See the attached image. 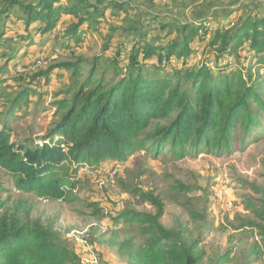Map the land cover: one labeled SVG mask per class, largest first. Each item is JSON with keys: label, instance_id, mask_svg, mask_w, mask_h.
Wrapping results in <instances>:
<instances>
[{"label": "trees", "instance_id": "1", "mask_svg": "<svg viewBox=\"0 0 264 264\" xmlns=\"http://www.w3.org/2000/svg\"><path fill=\"white\" fill-rule=\"evenodd\" d=\"M132 1L1 3L3 22L10 20V25L5 27L2 22L0 47L8 36L10 41H18L21 48L16 53L21 52L23 58L30 47H37L34 51L38 55L50 39L60 35L63 46L73 53L78 50L84 31L92 25H102L111 14L139 24L123 29L126 34L136 35L127 47L120 48L127 55V63L113 82H106L103 76L95 77V59L84 75L83 67L88 62L74 54L73 58L42 70L45 61L36 55L14 72L21 82L30 80V76L32 81H48L55 67L70 71L65 90L70 95L52 103L57 119L40 142L10 141L7 124L0 123V168L11 176L18 190L49 200H67L75 188L74 174L80 165H98L106 159L118 161L136 148L162 153L168 146V151L178 157L185 153L221 154L250 141L260 126L264 111V77L259 79L264 74V0L262 11H242L235 21L228 19V14L211 16L210 21H170L158 12L144 20L137 15L148 13L146 8L151 0L135 1L140 5H133ZM141 6L145 8L143 13ZM130 11L136 13L134 17L128 15ZM220 18L226 21L221 22ZM144 22L158 25L161 36L145 40ZM118 52L115 49L114 53ZM14 53L0 52V56H5L0 72L4 65L14 61ZM194 53H201L204 60L187 66ZM173 59L182 64V68L173 70V77L144 74L147 63L156 66V70ZM32 93L35 92L28 84L13 94L8 114L22 101L27 102ZM69 170L73 173L68 174ZM249 186L258 196H248L243 201L246 214L237 218L235 230L254 233L250 252L264 260V188ZM179 190L189 188L179 186ZM134 193L154 211L123 208L112 217L115 223L136 224L144 236L141 245L124 243L127 264H200L205 251L199 247L200 239L192 237V230L183 224L168 228L160 223L164 213L160 195L140 188L134 189ZM186 202L189 215L202 219L191 209L189 198ZM89 205L96 219L104 217L97 204ZM229 256L227 251L213 264H227ZM0 264H80V258L51 228L32 218L28 209H2L0 204Z\"/></svg>", "mask_w": 264, "mask_h": 264}, {"label": "rangeland", "instance_id": "2", "mask_svg": "<svg viewBox=\"0 0 264 264\" xmlns=\"http://www.w3.org/2000/svg\"><path fill=\"white\" fill-rule=\"evenodd\" d=\"M135 1L139 0L132 1L133 5L139 4ZM2 2L0 0V5ZM142 8L141 13L144 12ZM146 10V15L137 16L147 20L151 13L158 12L170 21H210L211 16L228 14L227 18L235 21L242 11H262V5L261 0H151ZM12 12H16V9ZM135 14L134 11L128 12L132 17ZM118 16L111 14L102 25L88 27L78 50L73 53L63 46L60 35L50 39L38 55L34 51L37 47H30L23 58L21 52L16 53L21 48L17 46L18 41L11 40L12 43L10 37L5 36L8 40L0 47V52L5 55L15 52L14 61L4 65L0 72V123L7 124L10 141L26 144L40 142L57 119L52 103L70 95L65 93L70 82L69 70L55 67L48 81L45 78L32 81L30 76V80L21 82L16 80L18 77L14 72L20 71L21 64L36 55L45 61L40 68L42 70L67 61L74 54L88 62L83 67L84 75L91 67L90 62L95 59V77L103 76L106 82H113L127 63V55H123L120 48L124 45L127 47L136 35V32L126 34L123 29L139 26ZM3 20L4 15L0 14V27L5 24ZM218 20L225 22L226 18ZM8 22L10 20L5 27L10 25ZM143 24V30H147L145 40L161 36L158 25ZM137 40L140 41V38ZM115 49L119 51L118 54L114 53ZM3 56H0V62L5 60ZM202 56L201 53H194L187 66L198 65L204 60ZM179 62L173 59L156 70V66L147 63L143 71L148 77H173V70L182 68ZM28 84L35 93L29 95L27 102L22 101L20 106L13 107L9 115L13 94ZM261 98L264 100V87ZM262 118L252 139L242 146L235 145L229 152L185 153L178 157L168 151V146L162 153L149 148H136L118 161L106 159L98 165H80L74 174L75 188L67 200H49L33 192L20 191L13 185L11 176L0 168V204L2 209L15 206L28 209L32 218L51 228L79 256L80 264H127L124 243L131 241L136 246L141 245L144 236L140 235L136 224L115 223L112 217L123 208L153 212V207L139 201L134 193L136 188L152 189L164 203L160 223L168 228L183 224L192 230L193 238L200 239L199 247L205 251L200 264H213L218 256L227 251H230L227 264H264L263 259L256 258L250 252L254 233L235 230L239 223L237 218L246 214L243 201L248 196H258L249 185L264 188V111ZM67 173L72 174L73 171ZM179 186H186L189 190H179ZM187 198L192 204L191 209L202 219L189 215ZM92 202L102 209V219L95 218L89 205Z\"/></svg>", "mask_w": 264, "mask_h": 264}, {"label": "built area", "instance_id": "3", "mask_svg": "<svg viewBox=\"0 0 264 264\" xmlns=\"http://www.w3.org/2000/svg\"><path fill=\"white\" fill-rule=\"evenodd\" d=\"M36 65H37V66L40 65V61H37V62H36ZM94 264H95V263H94Z\"/></svg>", "mask_w": 264, "mask_h": 264}, {"label": "crops", "instance_id": "4", "mask_svg": "<svg viewBox=\"0 0 264 264\" xmlns=\"http://www.w3.org/2000/svg\"><path fill=\"white\" fill-rule=\"evenodd\" d=\"M66 19H68L67 17H65ZM13 43V42H12Z\"/></svg>", "mask_w": 264, "mask_h": 264}]
</instances>
